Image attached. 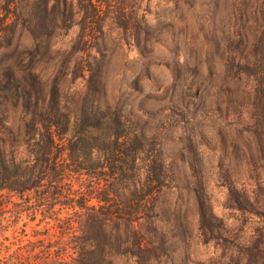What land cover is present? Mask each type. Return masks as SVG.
Listing matches in <instances>:
<instances>
[{"label": "rangeland", "instance_id": "1", "mask_svg": "<svg viewBox=\"0 0 264 264\" xmlns=\"http://www.w3.org/2000/svg\"><path fill=\"white\" fill-rule=\"evenodd\" d=\"M68 1L81 10L80 0ZM105 1L111 7L83 31V11L65 27L62 0H51L47 11L41 0H0V102L21 148L33 115L23 104L47 98L52 86L73 117L80 108L106 107L141 116L152 141L144 150H128L138 159L134 166L123 163V193L134 190V174L154 143L164 183L154 192L152 217L123 224V247L110 249L111 264H264V161L252 133L254 82L232 64L235 44L222 47L223 39L242 32L252 39L245 29L253 25L252 13L242 0ZM34 78L39 89L30 84ZM100 146L93 159L106 155ZM91 182L71 173L42 180L36 189L0 191V264H41L56 254L73 264L78 208L69 197L78 198ZM44 192H56L47 203L51 218L35 212L38 198L49 196ZM197 194L217 218L213 233L201 228ZM132 227L148 239H130Z\"/></svg>", "mask_w": 264, "mask_h": 264}, {"label": "trees", "instance_id": "2", "mask_svg": "<svg viewBox=\"0 0 264 264\" xmlns=\"http://www.w3.org/2000/svg\"><path fill=\"white\" fill-rule=\"evenodd\" d=\"M50 1L41 0L45 11L49 10ZM241 3L244 10L252 13L253 25L245 29H251L254 35L252 39L244 32L236 38L228 36L223 39L222 47L235 44L230 60L239 73L251 77L254 82L252 133L264 161V0H242ZM73 6L72 1L62 0V8L58 10L65 27L71 26L72 17L83 11L82 19L86 20L83 31H87L93 29L111 4L105 0H80L79 12L74 11ZM30 84L39 89L35 78ZM23 107L33 108L29 121L32 134H28L25 149L21 148L17 135L7 124L6 111L0 102V191L36 189L42 180L60 181L71 173L88 176L92 182L78 198L76 195L63 196L69 197L70 204L78 208L74 212L79 234L75 237L73 264H111L108 259L110 249L116 244L117 248L123 247V224L131 227L145 217H152L154 192L164 183V163L158 144L154 143L150 153L141 159L138 174H134L137 179L132 184L134 190L123 193V163L134 166L138 159L128 150L140 151L151 145L152 139L146 134L147 120L107 107L80 108L73 117L61 106L56 86L50 88L47 98L33 104L28 98ZM100 145L106 146V155L93 159V151ZM59 146L64 147L65 154L58 150ZM23 150H26L24 155ZM126 171H132V168ZM47 194L49 196L43 194L38 198L35 212H44L51 218L49 215L53 211L47 203L56 192ZM91 200L96 204H90ZM197 200L201 228L213 233V220L217 218L201 194H197ZM68 226L71 229L72 224ZM132 228L130 239L139 244L148 239L144 232ZM45 253L49 255L50 250ZM41 259V264H71L59 254Z\"/></svg>", "mask_w": 264, "mask_h": 264}, {"label": "water", "instance_id": "3", "mask_svg": "<svg viewBox=\"0 0 264 264\" xmlns=\"http://www.w3.org/2000/svg\"><path fill=\"white\" fill-rule=\"evenodd\" d=\"M12 264V263H11Z\"/></svg>", "mask_w": 264, "mask_h": 264}]
</instances>
